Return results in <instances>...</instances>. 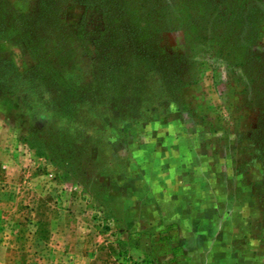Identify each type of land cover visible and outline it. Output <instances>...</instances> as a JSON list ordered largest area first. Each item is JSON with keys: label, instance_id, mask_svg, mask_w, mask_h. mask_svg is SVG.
I'll list each match as a JSON object with an SVG mask.
<instances>
[{"label": "rangeland", "instance_id": "rangeland-1", "mask_svg": "<svg viewBox=\"0 0 264 264\" xmlns=\"http://www.w3.org/2000/svg\"><path fill=\"white\" fill-rule=\"evenodd\" d=\"M40 2L0 0V22L35 23L0 36V264H208L237 236L242 264H264V5L249 46L200 20L208 49L162 23L131 47L96 0ZM183 237L207 251L191 261Z\"/></svg>", "mask_w": 264, "mask_h": 264}, {"label": "trees", "instance_id": "trees-1", "mask_svg": "<svg viewBox=\"0 0 264 264\" xmlns=\"http://www.w3.org/2000/svg\"><path fill=\"white\" fill-rule=\"evenodd\" d=\"M96 1L97 3H100L101 14L103 21L105 22L103 33L109 32L110 29L112 30L108 25V20L111 19L113 15L117 16V14L120 13L122 14V17L127 18L124 21V27L121 29L119 27L121 33L116 35V37H118L117 41L120 43L125 42V44H129L132 47L133 44L131 41L137 43L141 42V39L151 41L153 31H155L153 30L154 26L162 23L165 28L170 30L184 28L187 45L197 43L208 49L209 46L211 47L213 45L215 37L212 39L207 34H204L203 30L206 28H203L202 31L198 29L200 20L208 23L212 19L216 29L222 28V30H224L217 35V42L214 45L220 46L224 42L227 44L226 46H230V34L245 29L248 30L245 45L249 46L253 39V28L259 18L258 15L261 12V6L264 5L263 0H233L234 2L228 4L221 10L217 0H123V4L118 11L115 7L112 8L113 6H109L111 0ZM54 2L55 0H41L39 3V10L36 12L37 15L44 16L47 14H53V12L55 13V8L53 6ZM90 2L91 3L89 4H94V1ZM138 3H141L142 6L145 7L144 9L146 12L145 14H142L143 17L141 16L142 10L139 9ZM84 4L87 6L88 3ZM195 5L198 6V11L195 9L196 13H193L190 10V6ZM37 21H39V19ZM141 24H144L145 27ZM34 26L35 23L29 21L27 15L20 18H12L7 24L0 22V36L9 37L16 34L24 36L30 35L31 32H33L32 30ZM142 31L144 34H142ZM108 46L104 47L99 55L101 60L104 61V66L106 68L115 69L120 62L112 60V50ZM138 50L139 49L137 48L136 51ZM146 55L148 56V54ZM57 58L59 59V64H53V66L50 63V70L53 72L55 68V74L66 72L69 68L67 67L68 61H70L69 52H65L62 49L58 50ZM128 62L129 65L136 66L138 65V62H142V60L134 57L132 54L129 57ZM165 84H167L170 91L173 92L170 81L165 79ZM173 252L174 248H171L164 253L167 254Z\"/></svg>", "mask_w": 264, "mask_h": 264}, {"label": "crops", "instance_id": "crops-1", "mask_svg": "<svg viewBox=\"0 0 264 264\" xmlns=\"http://www.w3.org/2000/svg\"><path fill=\"white\" fill-rule=\"evenodd\" d=\"M188 239L183 237L181 239V243H185V254H187L189 257L191 256V261H195V254L198 253V251H207V247L204 249L193 248V243H187ZM242 239L240 237H232L230 240L226 242H218L216 244L215 250L213 254H209V260L208 264H242V257L243 252L247 250V247L245 246ZM180 264H195L194 262H189V260L182 261Z\"/></svg>", "mask_w": 264, "mask_h": 264}]
</instances>
